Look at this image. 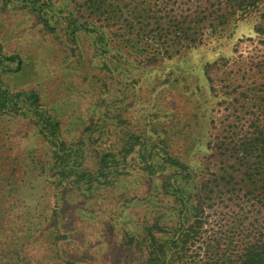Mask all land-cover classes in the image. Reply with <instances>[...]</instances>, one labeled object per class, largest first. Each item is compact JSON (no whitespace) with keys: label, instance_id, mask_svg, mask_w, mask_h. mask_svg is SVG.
I'll return each mask as SVG.
<instances>
[{"label":"rangeland","instance_id":"1","mask_svg":"<svg viewBox=\"0 0 264 264\" xmlns=\"http://www.w3.org/2000/svg\"><path fill=\"white\" fill-rule=\"evenodd\" d=\"M21 1L0 0V44L14 57L1 84L37 91L65 139L100 149L117 172L103 167L90 185L60 178L32 116L0 115V241L32 264H141L135 243L198 220L169 264H200L215 236L220 254L238 252L241 163L254 160L244 146L264 122V0H117L122 11L110 18L89 17L84 0H50L135 42L140 59L106 84L88 40L66 46ZM171 38L182 47L169 49ZM124 140L134 145L122 159ZM166 155L187 168L170 167Z\"/></svg>","mask_w":264,"mask_h":264},{"label":"trees","instance_id":"2","mask_svg":"<svg viewBox=\"0 0 264 264\" xmlns=\"http://www.w3.org/2000/svg\"><path fill=\"white\" fill-rule=\"evenodd\" d=\"M21 5L26 12L34 14L43 29L52 36L60 34L66 46L77 45L81 37L88 40L87 48L99 62L98 74L102 84H106L107 80H113L118 75L117 69L123 70L124 64L140 59L141 52L136 50L135 42H130L123 36V33H121L122 35L113 33L108 24H95L90 19L75 18L72 13L64 9H55V4L50 0H22ZM82 6L89 17L110 18L122 11V6L117 0H84ZM175 40L176 38L168 39L169 49L182 47L181 42L183 41ZM77 49L79 50V47ZM81 54L82 51L78 55L81 56ZM13 58L12 55H5L0 44V77L8 69L6 62ZM42 105L37 91L10 88L1 84L0 79V115L16 117L29 113L32 116L37 132L52 148V169L60 178L72 175L75 182L83 179L90 185L94 180H99L100 176H105L103 162L107 161L102 155V151L87 149L84 147L85 143L78 139L66 140L62 133L59 116L52 114ZM252 136L254 137L249 139L250 142H247L248 145L244 148L249 154L254 155V160L245 157L248 160L241 163L243 170L241 184L244 191H241L240 197L243 205L241 213L232 220V228L235 226L236 229L234 230L236 231L235 237H237V241L240 240L236 249L238 252L220 254L214 247V245H220L218 237L215 236L214 239H211L213 243H207V251L204 255L199 256L196 253V256L200 258V264H264V122L254 128ZM122 137L123 139L127 138L125 134ZM128 137L131 138L132 135ZM134 140L136 141L137 137H134ZM133 145L134 143L127 144L124 140L118 151L122 159ZM89 152L90 154H88ZM95 157L97 160L93 164L94 167H90L87 162H92L91 160ZM87 158H89L88 161ZM162 160L177 170L187 168L185 162L174 156L166 155ZM114 166L115 164L106 165L107 174L117 172V167ZM145 166L149 168L150 165L145 163ZM167 184L168 187H173L172 184ZM179 192V189L176 188L172 191L175 196H179L177 195ZM238 196L236 195V197ZM179 201L182 204V200ZM237 221H240L241 226L236 223ZM247 221L248 224L244 226ZM200 226V222L195 220L182 229V223L178 222L177 226L173 228L172 234L163 238L159 235V240L152 234H148V237L134 245L144 254L141 264H169L170 250L172 248L187 249L188 243L199 233ZM164 228L166 227L159 224V232L164 231ZM176 232H179L177 237L175 236ZM0 264H32V262L25 250L19 251V247L15 243L0 241Z\"/></svg>","mask_w":264,"mask_h":264}]
</instances>
